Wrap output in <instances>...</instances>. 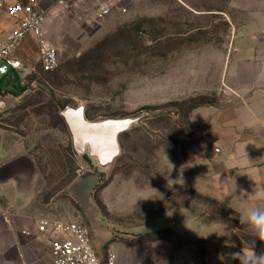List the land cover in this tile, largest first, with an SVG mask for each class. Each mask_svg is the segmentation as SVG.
Wrapping results in <instances>:
<instances>
[{
    "label": "rangeland",
    "instance_id": "1",
    "mask_svg": "<svg viewBox=\"0 0 264 264\" xmlns=\"http://www.w3.org/2000/svg\"><path fill=\"white\" fill-rule=\"evenodd\" d=\"M37 2L48 11L60 63L28 85L17 77L15 91L0 81V127L19 136L36 161L38 214L83 221L95 242L107 233L123 243L161 230L159 216L178 204L192 205L203 219L237 223L222 205L168 183L166 155L191 134V100L218 101L228 45L247 25V10L264 0ZM80 104L90 121L141 117L119 136L121 152L103 170L76 152L60 114ZM230 234L264 255L252 234L234 228ZM165 236L176 238L173 232ZM195 247L201 255L203 245Z\"/></svg>",
    "mask_w": 264,
    "mask_h": 264
},
{
    "label": "crops",
    "instance_id": "2",
    "mask_svg": "<svg viewBox=\"0 0 264 264\" xmlns=\"http://www.w3.org/2000/svg\"><path fill=\"white\" fill-rule=\"evenodd\" d=\"M247 11V25L236 44L232 48L228 45L221 96L216 103L191 111V134L166 155L171 165L168 183L189 187L195 194L217 202L238 218L237 223L203 219L192 205L178 204L159 216L157 221L165 222L160 229L204 240L203 255L193 244L177 246L169 239L139 243L147 233L123 243L111 241L107 233L105 239L94 241L100 256L104 257L107 250L115 251L117 264H220L232 257L231 253L244 255L248 247L240 246L230 232L234 228L251 234L249 226L241 223V215L250 208L264 210V6ZM13 24L14 20L0 10V36ZM36 50L33 36L28 35L19 56L34 63L38 60ZM17 77V72L9 70L0 74V81H4L5 89L15 91ZM37 174L36 161L25 142L0 127V264L50 262V237L36 229L37 220L48 217L39 215L33 207Z\"/></svg>",
    "mask_w": 264,
    "mask_h": 264
},
{
    "label": "built area",
    "instance_id": "3",
    "mask_svg": "<svg viewBox=\"0 0 264 264\" xmlns=\"http://www.w3.org/2000/svg\"><path fill=\"white\" fill-rule=\"evenodd\" d=\"M0 10L14 20L13 26L0 36V73L15 71L20 84L28 85L39 71H55L60 62L46 25L48 11L41 9L37 0L12 3L0 0ZM103 12L107 13L108 9L103 8ZM28 35L36 42L38 60L34 63L19 56L21 44ZM4 216L8 221L9 215ZM36 226L39 234L50 237L49 264H117L115 251L107 250L104 257L97 253L92 230L83 221L42 217Z\"/></svg>",
    "mask_w": 264,
    "mask_h": 264
},
{
    "label": "water",
    "instance_id": "4",
    "mask_svg": "<svg viewBox=\"0 0 264 264\" xmlns=\"http://www.w3.org/2000/svg\"><path fill=\"white\" fill-rule=\"evenodd\" d=\"M1 74V73H0ZM79 155L96 161L100 170L109 167L121 152L119 136L130 130L140 116L90 121L83 105L65 106L60 112Z\"/></svg>",
    "mask_w": 264,
    "mask_h": 264
},
{
    "label": "clouds",
    "instance_id": "5",
    "mask_svg": "<svg viewBox=\"0 0 264 264\" xmlns=\"http://www.w3.org/2000/svg\"><path fill=\"white\" fill-rule=\"evenodd\" d=\"M264 198V197H262ZM241 223H246L249 226L253 240H259L264 245V210L258 208H250L241 215ZM240 253H231L234 259H239L241 264H264V255H259L253 251L250 246Z\"/></svg>",
    "mask_w": 264,
    "mask_h": 264
},
{
    "label": "trees",
    "instance_id": "6",
    "mask_svg": "<svg viewBox=\"0 0 264 264\" xmlns=\"http://www.w3.org/2000/svg\"><path fill=\"white\" fill-rule=\"evenodd\" d=\"M53 72L43 73V74H51ZM207 104H213V102L206 97L199 96V97L192 99L189 106H190L191 111H192L194 108H196L198 106L207 105ZM191 111H190V113H191ZM196 195H198V194H196ZM198 196L202 198V196H200V195H198ZM203 198H205V197H203ZM205 199H208V198H205ZM209 200H211V199H209ZM166 232H173V231L171 229H166V230H158V231H154V232H149V233L141 236V238L138 240V242L142 243V242L155 241V240H160V239H169V240H172L175 243V245H177V246L188 245V244L196 245V243L199 242L200 244L203 245V248H202L203 250H202V254H201V255H203V253L205 251V244H206V242L204 240H201L198 238L179 237L174 232L173 233L175 234L176 238L173 239V238H169V237L165 236ZM224 262L226 264H229V263L230 264H241V261L239 259H234L232 257L225 258Z\"/></svg>",
    "mask_w": 264,
    "mask_h": 264
}]
</instances>
